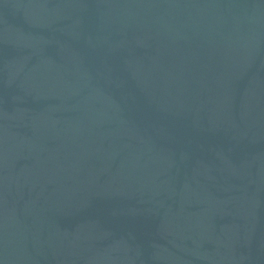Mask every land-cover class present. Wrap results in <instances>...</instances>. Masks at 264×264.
<instances>
[{
    "label": "water",
    "instance_id": "water-1",
    "mask_svg": "<svg viewBox=\"0 0 264 264\" xmlns=\"http://www.w3.org/2000/svg\"><path fill=\"white\" fill-rule=\"evenodd\" d=\"M0 264H264V0H0Z\"/></svg>",
    "mask_w": 264,
    "mask_h": 264
}]
</instances>
